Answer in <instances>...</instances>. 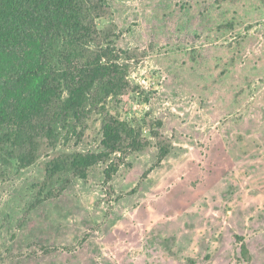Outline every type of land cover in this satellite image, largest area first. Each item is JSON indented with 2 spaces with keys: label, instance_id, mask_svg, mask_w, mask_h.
Instances as JSON below:
<instances>
[{
  "label": "rangeland",
  "instance_id": "374dc122",
  "mask_svg": "<svg viewBox=\"0 0 264 264\" xmlns=\"http://www.w3.org/2000/svg\"><path fill=\"white\" fill-rule=\"evenodd\" d=\"M106 4L98 28L115 25L114 44L132 52L107 114L140 124L151 145L114 154L109 181L111 161L87 179L50 176L59 154L103 149L104 115L90 105L82 135L58 127L31 166L0 149V264H264V0ZM153 130L171 152L143 178L158 159Z\"/></svg>",
  "mask_w": 264,
  "mask_h": 264
},
{
  "label": "trees",
  "instance_id": "16d2710c",
  "mask_svg": "<svg viewBox=\"0 0 264 264\" xmlns=\"http://www.w3.org/2000/svg\"><path fill=\"white\" fill-rule=\"evenodd\" d=\"M110 14L106 0H0V149L8 150L20 166L36 163L42 137L57 144L58 127L67 130V140L80 137L90 105L104 115L103 149L59 154L47 163L50 176L71 172L87 179L91 168L111 161L105 170L109 181L120 167L114 154L151 145L140 124L107 114V99L129 86L127 67L120 61L132 55L114 44L115 25L98 28L97 19ZM109 27L112 33L106 35ZM76 118L83 123L79 132ZM162 123L158 120L156 126ZM152 133L158 139V159L143 178L171 152L167 138L158 130ZM238 240L242 257L252 261L244 238Z\"/></svg>",
  "mask_w": 264,
  "mask_h": 264
}]
</instances>
